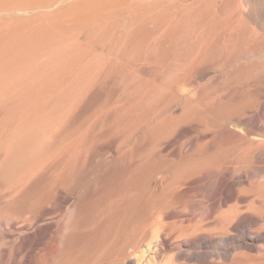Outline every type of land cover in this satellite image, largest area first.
Wrapping results in <instances>:
<instances>
[{"label":"bare ground","instance_id":"1","mask_svg":"<svg viewBox=\"0 0 264 264\" xmlns=\"http://www.w3.org/2000/svg\"><path fill=\"white\" fill-rule=\"evenodd\" d=\"M117 1L0 0V189L8 192L11 198L0 206V264H115L109 261V257L113 256L118 240L123 244L127 225L131 227L127 230L129 234L136 236L138 229L145 227L144 234L152 236L146 248L147 256L143 255L138 260L135 258L137 264H175L176 258L203 264H264V147L250 151L237 149L233 142L236 135L231 130L219 128L217 134L212 133L211 147L199 144L165 165L150 164L148 155L143 173L133 172L126 180L124 176L130 172L125 171L127 163L123 155L117 161L121 165L122 176L115 185L116 196L111 205L101 212L95 211V193L98 191L95 176L88 174L82 181L75 176L79 157L86 163L90 155L95 142V125L87 139L82 133L86 126L84 122L70 124L71 128L65 134L61 131L86 89L95 88L94 72L90 74L89 71L95 69L97 58L82 51H68L62 41L74 40L78 31L87 30L89 34L84 33L87 37L82 40L84 46H96L106 34L100 35L103 37L91 34L95 23L107 18L109 10L117 7ZM151 1L153 4L167 0ZM150 3L144 2L145 5ZM190 6L193 10L189 12V17H186L184 8L175 11L178 17L185 15L183 24L190 23L194 28L192 39L187 42L186 39L166 37L155 41L156 48L160 47L169 55H178L179 48L185 45L189 49L188 54L195 57L198 63L209 52L215 51L221 42L233 46L238 41L249 39V26L264 29V0H221V3L191 0ZM137 21V18L134 19V22ZM134 22L128 25L131 27L136 24ZM106 23L101 27L105 28ZM140 36L141 33L137 32L129 40V45L135 50L142 46ZM255 48L237 51L232 59V71H240L245 77L255 79L258 74V71L254 73L257 70L255 63L264 60V54L257 53ZM241 56L248 59L242 63ZM147 59L158 63L164 60L161 54H149ZM260 82L264 84V74L258 76L256 83ZM173 91L174 87L168 80L157 77L139 88L128 89V98L121 110L106 123L102 119L99 122L105 126L101 138L109 137L124 145L142 137L148 144L157 146L170 134L174 133L176 138L182 136L178 127L183 123H190L196 128L206 125L216 128L226 120L239 124L243 122L237 117H217L212 111L198 114L185 107L183 117L170 116L166 119L164 114H171L176 108ZM232 101L235 102L234 99ZM224 103L228 105L230 102L227 100ZM116 104L119 105V102ZM241 106V113L251 112L247 104ZM257 115L260 116L259 113ZM262 132L264 137V129ZM165 150L169 151L166 147ZM167 166L173 169L167 173L169 175L162 184L141 186L142 176L149 178ZM48 169L52 170L50 175L45 173ZM167 181L166 187L162 186ZM66 185L73 190L71 194L64 192ZM113 186L107 182L103 189L111 191ZM179 186L190 193L178 198ZM173 188H176L173 193H167ZM242 204H247L245 212L242 211ZM66 205L65 213L62 211ZM129 207L133 212L132 221L125 224L124 215L131 214ZM177 207L192 211L179 221L182 226L188 224L182 228V232L188 235L186 241H179L174 235L179 222L160 224L162 218L166 221L169 215L177 213L174 210ZM53 208H63L57 210L65 215L60 218L62 214L58 215ZM201 210L206 211L204 214L208 219L216 221V228L197 235L202 230L196 213ZM173 217L176 219L175 214ZM161 251L175 254L165 260L159 255ZM217 259L223 263H217Z\"/></svg>","mask_w":264,"mask_h":264},{"label":"rangeland","instance_id":"2","mask_svg":"<svg viewBox=\"0 0 264 264\" xmlns=\"http://www.w3.org/2000/svg\"><path fill=\"white\" fill-rule=\"evenodd\" d=\"M148 1L151 3L145 5L144 2L148 3ZM215 1H217L218 3H221V0H215ZM170 2H172V3H170ZM140 4H143V6H141ZM169 4H171V5H169ZM186 4H188V5H186ZM190 4H191V0H186V1H184V0H180V1L179 0H167V1H159V2L153 3V4H152L151 0H118L117 1V7L109 10V12L107 13L108 15L106 14L107 18H105L103 21H101L99 23L96 22L95 23L96 26H95L93 31H96V30L97 31L96 32L92 31V33H91V34H95V36L97 35L98 37L102 33L104 35L106 34L105 37L100 36V37L104 38V41L102 38V41L95 44L96 46H94V45H92L91 47L90 46H88V47L84 46L85 45L84 41H85V38L87 37L86 34H84V33L89 34V31H87V30L78 31L75 34L74 40L67 41V43H65L66 41H62V43H64V45L66 46L68 51H72L75 53L82 51V52H85L87 54L95 55L97 58L96 63H95V69L89 71L90 74H92L94 72L95 88L91 87L90 89H88V88L86 89L83 96H81L79 98V100L76 102L77 105H75L74 108L72 109V111L70 112L68 123L66 122V124L63 128V131H61V134H65V132L71 128V127H69L70 124H72V123L78 124L80 122H82V123L84 122V123H86V126L83 129L82 133L84 136H86V139H87V136L90 135L92 131H94L93 125H95V142L91 146L90 155L85 160L86 163L82 162L83 161L82 158L79 157L78 162H76L77 174H75V176H77V179H79V181L84 180L88 174L95 176V182L98 183L97 184V186H98L97 190L98 191L95 193V194H97V196H95V200L97 201V204L95 206L96 212H99V211L101 212L104 210L105 207L111 205L113 199L116 196L115 185H116V182L119 180L120 176H122L121 165L117 161L123 155H124V157H126L125 162L127 163L125 171L130 172V173L125 174V176H124V180H126L127 178H129L130 174H132L133 172H137V173L142 172V169L145 168V166H146L145 160H146V157L148 155H150V161H149L150 164H152L154 166L165 165V163H167L169 160H172V158H173V160L177 159V157H179V155L181 153L183 154L184 151L187 152L191 148L197 147L199 144L209 146V144L211 143V139L213 137L212 133L217 134V132L220 131L219 128H221V130L225 128V129L231 130L235 133L236 138L233 140V142H234L235 147L239 150L250 151V150H253V149H256L259 147H264V137H263V132H262L264 129V127H263L264 120L262 121V119H264V106H263L264 84L261 82L256 83L258 76L260 74H264V60H259L255 63V67L257 68V70H255L254 73H256L258 71V74H257L255 79L252 77H250V78L245 77V75L241 74L240 71H232V68L234 66V62L232 61V59H233L234 55H236V53H238L237 51L255 46L257 53L264 54V29H258L252 25L249 26V28H248L249 33H250L249 39H247L246 41H238L233 46H231L232 44L227 46L225 44V42H221L216 47L215 51L209 52L203 59H201L200 62L198 60V63L195 62V57H192L190 54H188L189 49L185 45H183L182 47L179 48L178 55H173V54L169 55L165 51H163L160 47L157 46V48H156L155 41L157 40V42H158V41H160L166 37L181 38L183 41H184V39H186L187 42H189L192 39V36L194 34V31H195L194 28L190 25V23L189 24L188 23L183 24V20L186 19L185 15H183V17H178L176 14V11H175V10L179 11V10H181V8H184L185 12H187L186 17L187 16L189 17V15H188L189 12H192V10H193L191 8ZM164 5H166V6H164ZM135 6H136V8H135ZM127 7H129L128 8L129 12L127 10L124 11V9H126ZM137 7H140L141 9L137 8ZM162 7L164 9H161ZM167 12H169V13H167ZM172 12H173V14H172ZM149 13H151V14L153 13V14L151 15ZM111 14H112V16H111ZM136 18L138 19V21H137L138 23L134 22V19H136ZM131 21H133L136 24H134L130 27L128 24H131L130 23ZM147 22H148V24H146ZM104 23H106V26H105V28H102L101 26ZM153 26H154V29H153ZM151 28H152V30H151ZM121 29H123L124 31L123 30L121 31ZM101 30H103V32ZM108 30H111V31H108ZM163 31H164V33H163ZM137 32L141 33L140 42H141V45L143 47L140 46V48L135 50L132 46L129 45V40H131L136 35ZM148 35H152V36L149 37ZM78 36H79V38H78ZM112 38L115 40H112ZM119 38H121V39H119ZM78 40H79V42H78ZM82 40H84V41H82ZM118 40L120 42H117ZM106 41H108V42H106ZM116 43H117V46H116ZM118 43H119V45H118ZM143 43L145 44V46ZM125 45H126V47H125ZM114 49L118 50V51L115 50L116 54L114 53ZM123 49H125V50H123ZM95 51H97V52H95ZM125 51L127 54L125 53ZM136 53H137V55H136ZM227 53L230 55H227ZM112 54H115V56L114 55L112 56ZM149 54H151V55L153 54L154 56L161 54L164 58V60H162L163 62H161L162 64L158 63V61L154 62L153 60H148L147 56ZM117 57H119V58H117ZM246 58H247L246 56H241L240 62L244 63L248 59V58L247 59ZM111 59H112V61H111ZM132 66L134 68L136 66V68L134 69ZM145 66H146V70H145ZM124 67H126V68H124ZM179 68H180V70H179ZM147 71L150 74H148ZM160 71L161 72L163 71L162 74H160ZM196 71L197 72L199 71V72L196 74ZM223 71L225 72L224 74H223ZM219 72L222 73L223 75L222 74L220 75ZM114 73H115V75H113ZM211 74L213 75V77ZM149 75L151 76V78ZM148 77H149V79H148ZM156 77L163 79V80H168L174 87V91H173V94L175 96L174 106L176 108L174 107L175 111H173V113L164 114V118L167 119L170 116H173L172 118L183 117V114L185 112L184 111V107H185L189 111L190 110H191V112L195 111L198 114H200V112L203 113L205 111H210V112L212 111L217 117H225L226 119H228L230 117H237V118H240L241 120H243V122H245V124L243 122L239 124L237 121H234V120H226V121L221 123V126H219V127L216 126V128H215V126H210V125L199 126V128L198 127L196 128V127L192 126V124H190V123H183L178 127L179 131H181V133H183V134H180L182 136H180V137L177 136V138H178L177 139L176 136L174 135V133L172 135L170 134L167 136V138L161 144H158L157 146L148 144V141L144 140V138H142V137L136 139L135 141L132 140L130 142L124 143V145H123V143H121L117 140H115V141L110 140L109 137H102L101 138L100 135L103 133V129L105 126H101V124L99 122L102 119L106 123L107 121L110 120L111 116L115 112L121 110V108L124 104V101L128 98L127 94H126L127 90L130 88H139L140 86L146 84L150 79L153 80ZM231 79H232V81H231ZM192 80H195L197 83L195 81L193 82ZM191 81L193 83H191ZM213 83H214V85H213ZM129 85H131V86H129ZM187 87H189V88H187ZM193 90H194V92H193ZM188 91H189L190 95L188 94ZM184 93H186V94H184ZM226 95L228 96V98ZM185 97H187V99ZM225 97L227 98L226 100H225ZM223 99L225 102L227 100H229L230 103H228V105H226L224 103ZM233 99L235 100V102L232 101ZM221 101L223 103H221ZM117 102H119V105L116 104ZM241 104L242 105L247 104L250 107L251 112L250 113H241L240 112L241 111L240 109L242 107ZM193 105H194V107H193ZM87 107H88V109H87ZM111 107H112V109H111ZM179 110H181V111H179ZM258 110H260V111H258ZM91 111H93V112H91ZM262 111H263V113H262ZM104 112H106V113H104ZM176 112H178V113H176ZM258 113L260 114V116L257 115ZM88 115H90V117ZM253 115H255V116H253ZM88 117L90 118V120L88 119ZM260 117H261V119H260ZM244 119L247 121H244ZM233 122H234V124H233ZM255 124H257V125L253 126ZM261 125H262V127H261ZM251 126H253L256 129H254L253 127L250 128ZM258 127H261V128H258ZM240 130H242V131H240ZM240 132H243L244 135ZM202 135H204L205 137H203ZM259 137H261V138L259 139ZM174 139L176 140V142ZM133 141H134V144H133ZM170 144L172 145V147ZM120 145H123V146H120ZM167 146L169 147V149L167 148ZM211 146L212 145H210L209 147H211ZM165 147L167 150H169L168 152L165 150ZM141 150H143V151H141ZM163 153H164V155H163ZM118 154H120V155H118ZM157 154H158V156L163 155V157H160V156L158 157ZM105 160H106V162H105ZM96 162H97V164H96ZM99 162H101V163H99ZM50 169L45 171L46 175H50L52 173V170H50ZM162 169L163 168H161L160 170H157L158 172L156 171L149 178L147 176H144V177L142 176L141 186L144 187V185H147V184H149V185L153 184L155 186L157 183L162 184L161 182L166 179L167 175H169L167 173L169 171H171L173 168L171 166H167L166 168L163 169L165 171H162ZM146 179L150 180V181H147ZM107 182H111V184H114L113 189L111 191L108 190L109 192L106 189H103L104 188L103 185ZM168 183H169V181H167L162 186L166 187V185ZM176 188L168 190L167 193H169L170 191L173 193L174 189H176ZM183 189L185 190V187H180V186L178 187V190L180 191L178 198L179 197L181 198L183 195L186 196L190 193V191L185 192ZM182 190H183V192H182ZM71 191L73 192V190H71V187H69V185H66L64 192L65 193L68 192L69 194H71L72 193ZM69 194H67V195H69ZM107 198L108 199L111 198V199L108 200ZM9 201H11V198H10L8 192L0 189V206H3V204H6V202H9ZM67 207H68V205H66V209L63 207L65 210H63V208H59V209L57 208V209L59 211L61 209V210H63L62 212L66 213ZM241 207H244V209L242 210L243 212H245L247 210V204H242ZM50 208H52V207L50 206ZM53 209L55 212L56 208H53ZM58 210L55 213L60 215L61 212L59 213ZM174 210L177 213H172L168 217L166 216L167 217L166 221H165V219L162 218L160 221L161 225H172L175 222L182 221L181 219H182L183 215H185L186 213L189 214L192 212L191 210H184L182 207H177ZM178 211H179V213H178ZM204 213H206L205 210H201L200 212L196 213L197 214L196 220L200 223L201 230H202L200 232H197L196 233L197 235L198 234L202 235L204 233L203 231H207L209 229L214 230L216 228L214 226V225H216V221L213 219H208L206 214H204ZM132 214H133V212L131 209L130 215H126V214L124 215V218L126 220L125 224H128L129 221H132V216H133ZM174 214H175V217L177 220L173 217ZM64 215H65L64 213L62 215H60V218ZM199 215H200V217H199ZM171 216L173 218V219L171 218L172 221L169 220V217H171ZM187 225L188 224L186 223L182 226L181 222H179V224L176 225V231H175L174 235L179 241H186L187 240L188 235H186L184 232H182L183 231L182 228H184ZM116 228H118V227H116ZM130 228L131 227L129 225H127V228H125L126 233H123V235H126L125 236L126 238H125L123 244H121V242L118 240V243L116 244L114 251H113V256L109 257L110 262H116L115 264H128L130 262L129 259L131 258L130 263L131 264H137L136 260L141 259L143 255L147 256L148 249H146V248H148V245L152 239V236L150 234L149 235L144 234L145 233V230H144L145 227L139 228L136 236L133 233H131V234L127 233V230H129ZM175 241H177V240H175ZM143 247L146 250H144ZM137 254H139V255L137 256ZM174 254L175 253L172 251H161V252H159V255L161 257L163 256L162 258L165 260L173 258ZM133 255H136V256L134 257ZM135 258H136V260H135ZM179 259L180 258L174 259L173 263H175V264H180V262H181V264H183V263L194 264L195 263V262L181 261V260H185L184 258H182L180 260ZM217 260H216L217 263H223V261H221L220 259H217ZM195 264H203V263L196 262Z\"/></svg>","mask_w":264,"mask_h":264}]
</instances>
